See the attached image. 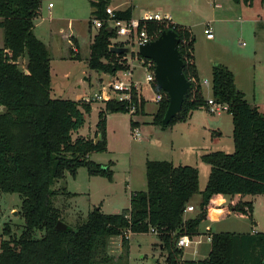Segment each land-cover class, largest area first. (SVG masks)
<instances>
[{
	"label": "trees",
	"instance_id": "trees-1",
	"mask_svg": "<svg viewBox=\"0 0 264 264\" xmlns=\"http://www.w3.org/2000/svg\"><path fill=\"white\" fill-rule=\"evenodd\" d=\"M250 4L252 0H231ZM109 0H90L91 15L103 25L97 29L89 44L86 65L99 73L115 74L128 67L126 55L136 50L117 53L111 50L114 28L108 29L106 7ZM40 0H0V194H17L23 219L21 234H12L5 224L0 237V264H119L126 257L129 242L124 233H149L161 245L165 264H264V232L213 233L209 237V252L202 260H181L179 237L197 235L198 225L210 217H220L231 211L237 216H250L251 203L238 201L222 213L211 211L214 197L220 195H264V111L249 104L236 88L232 72L220 63L210 71V98L226 105L231 118V152L207 151L200 159L209 165L205 186L198 192V175L194 166L173 164L168 160L145 161L146 190L133 192L129 207L119 213L105 214L99 208L89 211L82 221L68 225L62 210L55 204L65 188L53 190L57 180L68 172L75 175L84 166L90 176L112 180L113 171L107 164L90 158V153L105 151L106 115L129 112L130 103L114 95L103 102L98 111L95 135L98 142L82 135L73 136L85 122L84 113L90 102L72 98H54L50 94V57L46 44L34 33V18ZM131 8L116 9L114 18L128 20ZM145 29L172 30L176 49L183 63L182 73L189 81L179 112L165 124L161 118L167 97L156 104L151 124L171 125L185 120L193 110L206 108L200 81L193 62V35L180 25L169 21L141 22ZM114 46L125 47L122 43ZM77 58V57H76ZM20 59L25 66H19ZM155 91H161L155 83ZM133 114L144 113V99L138 100L132 91ZM137 121L130 120L131 128ZM95 136V137H96ZM199 195L196 213L183 218L191 197ZM193 208V207H192ZM228 209V210H227ZM61 221L72 231L61 232L55 225ZM151 234V233H150ZM120 237L123 256L115 262L109 255L112 238Z\"/></svg>",
	"mask_w": 264,
	"mask_h": 264
},
{
	"label": "rangeland",
	"instance_id": "rangeland-1",
	"mask_svg": "<svg viewBox=\"0 0 264 264\" xmlns=\"http://www.w3.org/2000/svg\"><path fill=\"white\" fill-rule=\"evenodd\" d=\"M203 1L109 0L111 4H117L118 8L130 7L135 18L155 11L162 13L163 10L171 8L177 16L188 21L198 18L197 5ZM49 3L52 4L51 7L48 6ZM259 3L254 2L252 6L245 7L246 11L252 12V17L257 13L261 18L259 21L263 22L264 3L262 5ZM38 12L35 18L36 31L49 49L50 94L54 98L75 99L81 96L79 99L90 102V110L84 113L85 122L78 129V134L92 137L103 101H92L91 97L115 74L99 73L86 65V58L89 55V34L97 31L95 27H91L90 32L88 31V19L91 15L90 0H40ZM249 23L246 30L239 32L240 23L231 22V32H223L220 35L215 33L213 40L204 38L202 27L199 25L191 27L194 40L193 53L201 69V75H198L199 81L204 77L207 79L206 72L211 65L216 63L227 65L233 73L236 84L244 92L246 100L256 103L259 110L264 111V31L258 30L253 40L254 22ZM70 30L79 40L80 58L74 56V51L70 52V35L67 34ZM123 39L124 36H117L116 41ZM0 46H2L1 28ZM133 48L137 49L135 46ZM253 52L254 57L246 55ZM25 63V60L20 59L19 66L23 68ZM135 63L137 65L133 76L135 74V77L142 82L144 113H107V149L90 153L92 160L110 166L113 171L112 180L101 176H90L86 168L80 166L75 175L67 172L63 179L57 180L51 187L53 190L65 188V192L73 194L71 197L62 193L55 199V204L61 208L62 218L68 225L84 220L85 214L93 205L96 208L100 206L105 214L119 213L125 209L132 192L146 190L145 161L147 159L171 160L174 164L181 162L194 166L198 175V192H201L205 186L209 165L200 159V155L214 150L229 153L233 149L230 137L231 118L226 111L212 114L200 109L175 124L162 127L151 124L156 103L151 101L152 93L144 84L143 69L139 67V62L135 61ZM121 76L124 77L123 74ZM207 80V87L200 81L203 96L210 95V83L209 79ZM86 97L91 101L85 100ZM1 110L3 107H0ZM130 120L137 121L140 125L131 129ZM213 124H217L218 127H214ZM135 129L139 130V135L133 138L131 134ZM216 131H220L219 136L214 134ZM230 197L232 196L222 195L218 203H222L223 200L228 201ZM233 198L251 203L250 216H237L228 212L214 221L204 219L200 222L198 231L204 232L209 229L212 233H236L249 232L252 229L264 232V195H234ZM190 200L191 203L199 200V195H193ZM20 204L17 194H0V237L5 224L10 225L11 232L16 237L21 234L23 219L18 214ZM197 240L200 243L198 245L195 243ZM155 244L157 239L153 234H131L128 254L119 261V264H165L164 254ZM208 249L209 243L204 237H191L190 241L181 248L180 259L187 261L203 259ZM108 253L114 262L119 256H123L120 237L111 239Z\"/></svg>",
	"mask_w": 264,
	"mask_h": 264
},
{
	"label": "built area",
	"instance_id": "built-area-1",
	"mask_svg": "<svg viewBox=\"0 0 264 264\" xmlns=\"http://www.w3.org/2000/svg\"><path fill=\"white\" fill-rule=\"evenodd\" d=\"M49 7L52 6L51 3L48 4ZM106 13L108 14V25L111 28H114L116 31V37L111 39L110 46H114L115 43H122L125 47L128 46L129 50H136L138 46L144 43H147L153 39H155L160 30H152L147 32L145 29L138 31V26L141 22L146 21H170V16L166 13H159V12H151L149 14L143 15L139 18L131 17L128 20H121L114 18L115 10L114 8L107 6ZM91 25L96 29L100 28L103 25V22L99 18L93 17L91 20ZM203 34L206 38H212V32L210 27L207 24L203 27ZM117 36H124L123 41H116ZM70 40V38H69ZM71 51L76 52L77 49L70 40ZM136 47L137 49L133 48ZM126 58V64L128 65L127 68L117 71L115 75L109 80L107 83H103L100 90L97 93H94L91 97V100H99V101H106L111 98L110 93H114L115 97L120 101H126L130 103L129 112L134 111V104L132 103V91H135L136 97L139 99L143 98L141 93L142 82L140 80L133 79V65H137L136 62H139V67L144 71V84L148 86L149 91L152 93L151 101L154 103H159L161 99L164 97L163 91H155L152 87L154 82V75H153V63L151 60L141 57L138 58L137 55L131 56L128 54ZM124 75V77L121 76ZM203 83H206V80H203ZM86 96V95H84ZM85 100H89L88 97ZM89 100V101H91ZM207 110L211 113H218L221 109H225L226 105L214 102L211 98L206 99ZM133 131V130H132ZM132 137L135 138L139 135V130L135 129L132 132ZM193 208L191 206H186L183 212H190ZM149 233L153 234L152 230H149ZM130 231H126L124 233V238L129 240L130 238ZM189 241V238L186 236L179 237L176 240V246L182 247Z\"/></svg>",
	"mask_w": 264,
	"mask_h": 264
},
{
	"label": "crops",
	"instance_id": "crops-1",
	"mask_svg": "<svg viewBox=\"0 0 264 264\" xmlns=\"http://www.w3.org/2000/svg\"><path fill=\"white\" fill-rule=\"evenodd\" d=\"M254 2H257V3H259L260 5H262V3H264V0L263 1H260V0H258V1H255V0H252L251 2H250V4H243V3H234V2H232L231 0H204L202 3H200L199 5H197V11H198V13H199V15H197L198 16V18L196 19V20H193V21H188V20H185V19H183V18H181V17H179V16H177L176 14H175V11H174V9H172L171 10V8H168V10H163V12L162 13H166V14H168L169 16H170V21L172 22V23H175V24H177V25H180V26H183V27H185V28H187L189 31H190V33H191V30H190V28L191 27H193V26H197V25H199L200 27H202V30H203V27L207 24V26H209L210 27V30H211V32H212V38H206L205 36H204V34H203V31H201L202 32V34H203V36H204V38L206 39V40H213V38L215 37V33L216 34H222L223 32H231V22H234V23H236V22H239L240 23V26H239V28H238V30H239V32H243V30H246L247 29V26L248 25H250V23L249 22H254V27H252L253 28V31H252V34H253V36H252V39L254 40V37H255V35H256V32L259 30V31H261V32H263L264 31V21L263 22H261V21H259V20H261V18L258 16V14L257 13H254V16L252 17V12L251 11H246V7L245 6H252V4L254 3ZM108 6H110V7H112V8H114V9H124V8H118L117 7V4H115V5H113V4H111V2H109V4H108ZM40 12V11H39ZM39 12L37 13V15L39 14ZM155 12H157V11H155ZM197 13V14H198ZM141 16H143V15H141ZM140 16V17H141ZM132 17H133V15H132ZM36 18V17H35ZM35 18H34V28H33V30H34V33H35V35L38 37V38H40L45 44H46V46H47V43L43 40V38H41V36L37 33V31H36V23H35ZM133 18H135V17H133ZM199 18H200V20H199ZM91 27H93L92 25H91ZM88 31L90 32V28H88ZM68 35H70V40H72V42L74 43V45H75V47H76V49H77V51L74 53V56L75 57H77V58H80L81 57V55H80V43H79V40H78V38H77V36L75 35V33L74 32H71V30H70V32H68L67 33ZM66 34V35H67ZM95 34V33H94ZM94 34H89V44L91 43V41H92V38H93V36H94ZM65 35V36H66ZM64 38H66V37H64ZM67 39V38H66ZM68 41H66V43H67ZM254 42V41H253ZM68 45V44H67ZM69 45H70V43H69ZM47 48H48V46H47ZM49 50V49H48ZM254 51V50H253ZM70 52H71V46H70ZM128 55V54H127ZM246 55H249V56H253L254 57V52L252 53V54H246ZM246 55H244V56H246ZM192 57H193V62H194V65H195V68H196V72H197V75H199L200 74V72H201V69H200V66L198 65V62L196 61V58H195V56H194V53H193V49H192ZM135 66L136 65H133V72L135 71ZM212 66V65H211ZM211 66H210V68H208V71L206 72L207 74V79H209V83H210V71H211ZM224 66H226L227 68H228V66L227 65H224ZM229 69V68H228ZM230 70V69H229ZM231 71V70H230ZM232 72V71H231ZM233 74V73H232ZM201 75V74H200ZM101 79L102 78H100L99 80L101 81ZM133 79H135V80H139V79H137L136 77H135V74H134V76H133ZM206 79V77H204V78H202L200 81H201V83H202V85H204V86H208V80ZM203 80H206V83H203ZM233 80H234V84H235V86H236V88L237 89H239L241 92H242V94H243V96H244V99L246 100V98H245V94H244V92L240 89V87L236 84V82H235V78H234V76H233ZM202 86H200V88H201ZM203 89V88H202ZM201 89V93H202V96H203V90ZM86 95V94H85ZM83 96V95H82ZM79 97H81V96H78L77 98H75V99H79ZM205 99H208V98H210V95L209 96H203ZM247 101V100H246ZM248 102V101H247ZM249 104H251V105H255V106H257L258 107V105L256 104V103H254V102H252V103H250V102H248ZM103 106V105H102ZM102 106H100V107H102ZM99 107V108H100ZM202 110H205V111H208L207 110V105H206V108H201ZM198 110H200V109H197V111ZM193 111H195V110H193ZM192 111V112H193ZM222 111H226V109H221L219 112H222ZM192 112L190 113V114H192ZM209 112V111H208ZM218 112V113H219ZM209 113H211V112H209ZM217 113V114H218ZM190 114H189V116H190ZM213 114V113H212ZM229 114V113H228ZM188 116V117H189ZM230 116V115H229ZM187 117V118H188ZM175 124V123H174ZM140 124L137 122V124H136V126L135 127H138ZM214 125V127L216 126V127H218L217 126V124H213ZM131 128V127H130ZM132 129V128H131ZM231 130H232V126H231ZM230 130V131H231ZM95 132H96V130H95ZM95 132H94V134H93V136L91 137V136H88V137H91V138H95L94 136H96L95 135ZM219 133H220V131H216V132H214V134H216V135H218L219 136ZM77 135H80V134H78V131L76 132V133H74L73 134V136L74 137H76ZM230 137H231V132H230ZM169 161H171V160H169ZM172 162V161H171ZM173 163V162H172ZM174 164V163H173ZM176 164H184V163H181V162H178V163H176ZM175 164V165H176ZM133 193V192H132ZM131 193V194H132ZM131 194L129 195V199H128V205L125 207V209L126 208H128L129 207V202H130V196H131ZM220 199H222V198H220V195H218V196H216V197H214L213 199H212V201H211V204L209 205V206H211L210 207V209H211V211H215V212H220V213H222L223 212V210H225L229 205H231V204H234V203H236V202H238V201H241V202H243L242 201V199H236L235 200V198H233V196L232 197H230L229 198V200L228 201H226V200H223V202L221 203H218V201L220 200ZM198 202H199V200H196L195 202H192L191 203V200L189 201V204H188V206H191V207H193V210L192 211H190V212H184V214H183V218L185 219V218H187V217H190V216H192L193 214H195L196 213V206H197V204H198ZM94 208H96V206L95 205H93L92 206V209H90L89 211H91V210H93ZM97 208H99L100 210H101V207L100 206H97ZM228 210V209H227ZM89 211H87V213L89 212ZM210 212V211H209ZM207 213V216H206V219L205 220H210V221H214V220H216V218H218V217H215V218H211L210 217V213ZM228 212H231V211H228ZM87 213L85 214V217H86V215H87ZM199 226V225H198ZM198 231V230H197ZM254 232H257V231H254V230H250L249 232H236V233H254ZM235 233V232H234ZM145 234H149V233H145ZM211 234H213L212 232H210L209 231V229H207V230H205L204 232H200V231H198V233H197V235L196 236H194V237H199V238H201V237H204L207 241H208V243H209V237H210V235ZM132 235H134V234H132ZM156 238V237H155ZM130 241V238H129V240H128V242ZM189 241H190V239H189ZM195 243H197L196 245H198V244H200L199 243V240H197ZM158 248H159V250H161V245L158 243V240H157V244H155ZM184 246V245H183ZM182 246V247H183ZM182 247H180V248H182ZM162 252V251H161ZM208 252H209V249L206 251V254H205V257L204 258H206V256H207V254H208ZM203 258V259H204ZM198 260H202V259H198ZM194 261H196V260H194Z\"/></svg>",
	"mask_w": 264,
	"mask_h": 264
},
{
	"label": "water",
	"instance_id": "water-1",
	"mask_svg": "<svg viewBox=\"0 0 264 264\" xmlns=\"http://www.w3.org/2000/svg\"><path fill=\"white\" fill-rule=\"evenodd\" d=\"M111 50L117 53L128 51L127 47L119 46H111ZM137 52L141 57L152 61L155 85L167 97L166 108L160 121L165 125L179 112L183 96L189 87V81L181 70L183 63L176 49L174 32L170 29L161 31L155 39L139 45ZM99 139L100 135H97L93 142L96 143ZM55 229L61 232L72 231L70 226L61 221L57 222Z\"/></svg>",
	"mask_w": 264,
	"mask_h": 264
}]
</instances>
